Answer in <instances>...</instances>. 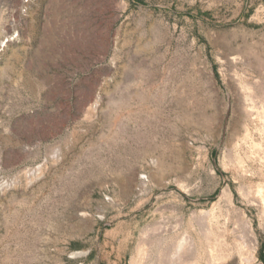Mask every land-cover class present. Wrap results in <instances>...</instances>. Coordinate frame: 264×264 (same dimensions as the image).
<instances>
[{"label":"rangeland","instance_id":"rangeland-1","mask_svg":"<svg viewBox=\"0 0 264 264\" xmlns=\"http://www.w3.org/2000/svg\"><path fill=\"white\" fill-rule=\"evenodd\" d=\"M23 2L0 0V264H131L194 214L202 264H264V136L239 124L257 94L230 85L259 81L264 0Z\"/></svg>","mask_w":264,"mask_h":264},{"label":"bare ground","instance_id":"bare-ground-1","mask_svg":"<svg viewBox=\"0 0 264 264\" xmlns=\"http://www.w3.org/2000/svg\"><path fill=\"white\" fill-rule=\"evenodd\" d=\"M10 1L14 4L15 7L16 6L17 7H19V6L24 7L25 6L23 0H10ZM10 40H11L10 37L4 39L0 43L1 46L2 47L6 46L7 42H9ZM244 48H246V47H244ZM246 50L248 51V49H246ZM247 51H246V53H247ZM243 53L245 54L244 51H241V54L239 53V51H232L229 54H227V56H225L224 55L225 53H224L223 54L225 56V60L223 59L224 63L227 66H229V68H238V64H241V65H243L245 67L251 66V64L248 63L249 61L246 62L247 59H244V56L242 57ZM255 63H256V68L254 67V69L257 70V71L255 70V71H256V73L259 76V81L257 80V82L249 83L248 81H245V79H244L245 77L244 76H239L237 74V72H238L237 71L236 72L237 75L235 74L236 76L234 75V73L231 76V77H233V79L231 78L232 79V81H231L232 84L228 83L232 87H234L236 85L237 87L242 88V90L244 88H246L245 90H248L249 93H250L251 90H254V93L256 92V94H257L255 97H254V95L251 96L253 94L252 91H251V93H250L251 95L250 94H246V93H245L246 95L244 94V96L241 95V97H244L243 99L246 102V107L244 106L243 113L240 116L244 120L242 122H239V124H243L244 125L245 134H246L245 135L246 136V140L249 139L251 137V135H253L251 127H253V129L256 132H258L260 136H264V102L262 101L264 99L262 97V96H264V82H262L263 77H264V59L263 58H255ZM232 71L235 72L236 69L235 70L233 69ZM260 78H261V80H260ZM236 89L237 88H235V90ZM248 91H245V92H248ZM247 95H249V96H247ZM256 97L258 98V100L260 99L259 100L260 104L262 103V105H263L261 108L260 107L257 108V106L255 105ZM248 101H249V104L251 106L247 104ZM237 112H236V114H238ZM212 119L214 120L215 117L212 118ZM212 119H211V121H212ZM208 121H210V120H208ZM209 123H211V122H209ZM239 124L236 123L234 125V127H236L235 129L240 130L238 128ZM256 144L257 143L252 139L251 140L250 149H257ZM254 160L257 161L258 159H254ZM236 162H238V170H239V172H241L242 174H244V173L246 174V172L247 173L250 172V169L248 171L246 170V164H245L246 162L245 161L240 159V160H237ZM260 162H261V168L259 170H256V174L259 173L258 175H261V177H262V176H264V160L260 161ZM38 168L34 169L33 171L31 169V172L32 173H35V171L37 172ZM40 169H42V168H40ZM40 169H39V171H41ZM31 172L28 171L29 174ZM252 174H254V173H252ZM34 175H33V177H34ZM124 182H125L124 183L125 186L122 187V188H125L126 190H131L132 187L135 185V178L130 177L128 180H126ZM9 186H10V182L8 183V181H4L3 183H1L0 184V194L2 192H5L7 188L11 187V186L10 187ZM221 196L226 201L232 202V197H233L232 188L230 186H227L223 190ZM261 204H262V209H263L262 211L264 213V202H261ZM84 207H86V206H84ZM79 211H82V210L79 209L78 212ZM197 214H199V213H197ZM79 215H83V217H84V216H87V213L86 212H82ZM202 215H203V212H202ZM247 223H248V226H249L248 227L249 231L251 233L250 238H251V240H252V242L254 243V246H255V243L257 241L256 235L252 232V230H253L252 229V224H250L249 222H247ZM211 227L207 228L204 225H202L201 216L199 218L198 216H195V214L193 216H191V218L188 221L186 219L182 218V219L178 220L176 222V224H174L172 226L164 225L162 223H160V224L157 223V225L155 227H153V229H151L154 232L152 234V236H153L152 238L149 237L151 235H148V237L146 235L143 236L144 240H142L139 243L138 248L136 250V254L133 257V260H132L131 264H202L201 260L204 259L205 245H207V244L211 245L212 244V243L209 242L210 238L208 237L209 234L211 233L209 231V229L211 230ZM212 232H213V230H212ZM212 235H213V233H212ZM210 236H211V234H210ZM213 236L215 237V235H213ZM144 237L145 238L147 237V239H145ZM213 239H215V238H213ZM218 239L216 238L215 241L217 242ZM220 241L221 240H219L218 242H220ZM223 243H224V241H223ZM210 245L208 246V248L212 246V245L211 246ZM213 246H215V245H213ZM220 247H221V245H220ZM250 247H252V246H250ZM238 249H239V247H238ZM213 250H214V247H213ZM219 250H220V248H219ZM211 251H212V249H211ZM87 254L88 253L86 251L85 252H77V253H74V256L77 257V258H80V257H82L84 255H87ZM223 255H224V253H223ZM223 255L221 257H223ZM212 256L213 257L211 258V260L209 261L210 263H208V264H216L215 261L217 259H219L215 255H212ZM250 264H251V262H250Z\"/></svg>","mask_w":264,"mask_h":264}]
</instances>
